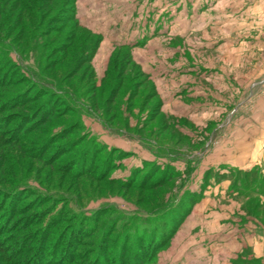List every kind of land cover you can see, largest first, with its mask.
Segmentation results:
<instances>
[{
	"label": "rangeland",
	"instance_id": "374dc122",
	"mask_svg": "<svg viewBox=\"0 0 264 264\" xmlns=\"http://www.w3.org/2000/svg\"><path fill=\"white\" fill-rule=\"evenodd\" d=\"M213 1L0 0V189L6 190L0 192V264L30 260L37 243H32L30 252L18 254L23 243L17 234L34 236L61 203L62 208L66 204L86 214L96 211L100 214L98 225H104L107 208L112 207L126 216L168 198L173 205L184 201L180 209L184 211L195 198L186 192L200 189L201 198L192 203L156 259L145 264H168L170 256L177 264L231 263L227 254L218 258L210 241L211 226L217 224L212 214L221 210L240 215L243 222L251 221L264 233V190L251 187L239 193L233 190L232 178H217L224 167L208 165L211 156L241 154L236 140L243 135L252 138L253 128L264 129L259 120L264 114V18L235 14L253 0ZM233 14V24L220 21ZM230 40H234L232 44ZM120 44L131 48L115 47ZM8 56L20 69L3 62ZM140 61L169 68L187 65V69L208 73L203 77L186 74L160 83L145 74ZM183 81L193 83L195 89L180 94L174 104L164 105L157 87ZM38 84L42 86L39 93L32 95ZM20 93L26 98L22 106H11ZM42 104L47 115L40 113ZM179 104L221 109L185 113L178 109ZM81 118L85 130L99 141L131 153L112 171L114 176L125 177L134 167V147L155 156L151 159H157L160 167H164L161 162H169L163 157L169 155L181 173L155 187L158 170L146 177L143 185L134 180L128 186L109 181L105 151L93 152L96 146L86 143L84 128L73 127ZM66 128L69 134L55 138ZM9 129H13L12 137ZM184 130L189 134L184 135ZM218 182L222 187L217 193L207 188ZM17 187L21 189L10 204L14 208L4 221L9 191ZM41 193L54 195L56 200L43 212L49 201H39L37 194ZM16 205L23 208L14 216ZM60 213L63 219H57L50 236L39 246L44 252L53 245L57 232L68 230L74 220L64 215L68 212ZM164 213L162 219L168 218L169 211ZM27 216L34 222L27 224ZM13 221L14 226L7 228ZM16 224H22L23 232ZM255 231L252 240L258 235ZM87 243L78 248L77 259L82 253H91ZM9 250L14 258L8 261L5 252ZM110 253L104 256L105 264H110Z\"/></svg>",
	"mask_w": 264,
	"mask_h": 264
},
{
	"label": "trees",
	"instance_id": "16d2710c",
	"mask_svg": "<svg viewBox=\"0 0 264 264\" xmlns=\"http://www.w3.org/2000/svg\"><path fill=\"white\" fill-rule=\"evenodd\" d=\"M74 18L75 14H73ZM85 30L91 31L89 28L85 27ZM115 47L130 49L131 46L128 44H120L115 45ZM5 60V61H4ZM1 61V60H0ZM3 62H7L8 64H15L18 68V64L14 63L11 58L8 56L6 59H3ZM20 69V68H19ZM143 71L142 74L145 75ZM22 77H28L26 75H23L20 73ZM28 80H31L32 82H35L30 77ZM41 85H37L36 91L32 94L35 95L38 92V89L41 88ZM44 87V86H43ZM44 91L47 93H52V90H49L48 88H43ZM157 94V92H156ZM31 97V95H28V98ZM26 99V98H23ZM21 93L16 96H14L13 100L11 101V106H22L23 100ZM30 99V98H29ZM22 100V101H21ZM162 101V99H161ZM40 113L43 115H47V107L42 104L40 106ZM46 120V119H44ZM12 122V121H11ZM108 125V123H106ZM109 126V125H108ZM73 127L77 128H84L85 130V124L82 120V118L73 124ZM69 134L68 128L64 129L63 131L57 133V136L55 138L62 139L63 136H66V134ZM83 137H86V143L92 144L96 146L95 148H92V151H98V150H104L107 156V161L104 163L106 166V169L109 174V181H113L116 184L122 185V186H128V184L131 183V181L134 180V183L136 182L143 185V180L146 179V177H150L149 175L154 171H159V175L157 177V182L155 186H161L165 184L166 181H169L170 179L174 178L175 176L179 175L181 173L180 170H177V168L173 165L172 157L169 155L163 156L166 157L169 162H161L164 167H160L157 165L156 161L157 159L153 158L150 160H143L139 164L134 165L133 168L129 169L128 173L125 175V177H117L114 176L113 172L118 165L121 163V159L127 156V154H131L128 151L123 150L119 147H108L106 143L99 141L97 137L93 134H90L89 131L85 130ZM22 133H19L18 136H21ZM184 135H188L184 133ZM9 136H13V129H9ZM84 139V138H83ZM155 157V156H154ZM157 157V156H156ZM160 157V156H158ZM210 170V169H209ZM211 171H209L210 173ZM228 172V173H227ZM208 175V173L206 174ZM230 177L232 178V187H234L233 190L237 192L245 193V189H250L252 187L253 190L262 191L264 190V169H261V167L255 165L252 166L250 169L242 170L238 168H231L228 169V171L221 173V175L217 176V178L220 180L223 177ZM207 180V176L203 177ZM150 182V180H149ZM148 182V183H149ZM203 185H205L203 183ZM21 187H17L15 189H12L9 191L10 201L8 205V209L5 211L4 215V221L6 220V217L9 215L10 212H12L13 204L12 198H14L13 195L18 194L17 190H20ZM1 194H4L6 192L5 189L1 190ZM193 194L195 198L192 199L190 205L188 207H185L186 209L184 211L180 210L183 206L184 201H178L175 205L171 204L168 201V198H164L162 202L157 203L153 207L150 208H141L136 209L134 211V214L126 215L122 213L121 211L112 208H107V214H106V223L104 225H98L100 220V214L95 212H90L89 214H86L84 212L75 211L73 209H70L69 206H66L65 209L62 208L61 205H56L54 212L49 216L47 215V220L45 221L44 225H41L37 232L34 233V236H28L24 235V232L22 231L23 226L15 225L17 228H19L20 232L18 233L17 237H20L22 240V245L20 248H22V251H18V254H22L23 251L28 250L30 252V248L32 246V243L36 242L35 248L32 249V252L30 254V260H25L22 264H29V262H35L36 264H73L74 262L80 263L79 261L81 258H83L81 264H105V257L109 252L111 255V260L109 261L110 264H127V261L130 260V264H145L147 262H153L156 257L157 253L163 248V246L166 244V242L169 240L173 232L176 230L178 224L182 221L183 217L186 216L187 212L189 211L192 203L201 198L202 192L200 189L186 192L187 194ZM7 196V197H8ZM38 197H41V199H38L39 201H49V205L45 207V209L41 210L47 211L48 206L50 204L55 203L56 200L54 199V195H49L41 193L37 194ZM53 196V197H52ZM38 201V202H39ZM65 202V200H63ZM23 208V205L15 207L17 209V212H15L14 216L16 214L20 215V210ZM105 209V208H104ZM103 209V210H104ZM61 211L68 212L64 214L67 218L74 219L71 221V224L68 227V230L59 231L57 232V237L52 242L53 245L50 247H46L47 252H44V249L41 246L43 243L42 241L50 236L51 227L53 228L56 223L57 219L60 217L59 221L63 219L61 217ZM164 211H169V216L166 219H162L165 215ZM103 212V211H102ZM178 213L179 218H175L176 214ZM180 213V214H179ZM123 216L127 217L124 218ZM44 217H42L43 219ZM175 220V221H174ZM25 221L27 224L33 223L34 218H30L29 216L25 217ZM174 221V225H172ZM3 222V221H2ZM2 222H0V226H2ZM14 222H9L8 227L14 226ZM152 223V225H151ZM93 227L94 230H91ZM98 227V228H97ZM103 227V228H102ZM111 227V230H109ZM55 228V227H54ZM53 228V229H54ZM69 231V233H67ZM90 231V234H89ZM115 231L114 235L112 233ZM45 232V234H44ZM65 234H68V239H65ZM112 235V237H110ZM44 236V237H43ZM88 237L90 239H88ZM15 238V239H16ZM79 238V239H78ZM25 240V241H24ZM50 240V238H49ZM67 240V241H66ZM66 242V243H65ZM90 242L89 248H92L91 253H82L83 256H79V260L75 257L77 256L78 248H81V246H85ZM69 244L72 246V253L70 254L68 247ZM20 245V244H19ZM18 245V246H19ZM128 247L129 250L126 252L125 249ZM65 248V249H64ZM19 247H16V250H18ZM64 250V251H63ZM80 252V250H79ZM87 254H89L88 257ZM6 260L14 258L13 253L9 251L5 252ZM113 256V257H112ZM55 258H57L55 260Z\"/></svg>",
	"mask_w": 264,
	"mask_h": 264
},
{
	"label": "crops",
	"instance_id": "0c3cea01",
	"mask_svg": "<svg viewBox=\"0 0 264 264\" xmlns=\"http://www.w3.org/2000/svg\"><path fill=\"white\" fill-rule=\"evenodd\" d=\"M214 1H217L216 3H219L221 0ZM262 6H264V1L253 0L248 5L242 7L235 14L237 16L244 15L243 17H245L246 15H250L251 17H253L252 15H257V17H261L262 19L264 18V8H262ZM235 14H233L232 16H227L225 18L221 17L220 21H228L232 22L233 24ZM233 41L234 40H230L229 42L232 44ZM140 64L143 66L144 71L150 77L158 78V81L160 83H163L162 80L170 81L172 79H177L180 76H185L186 74H197L203 77L208 73V71H196V69L194 68L187 69V65L179 66L176 68H169L165 66L150 65L151 62L145 61H140ZM191 89H195V85L193 83L190 84L189 82L183 81L170 87L167 85L162 87L158 86L157 92L161 95L163 104L169 106L170 104H174L173 101L180 94ZM196 94L199 95L198 93ZM178 107L179 110H182L185 113L191 112L192 110L196 109H205L207 111L221 109L219 108V106L215 107V105H213V107H211V105L207 104H202L198 107H187L183 104H179ZM262 111H264V109H262ZM259 120H262V123H264V114H260ZM257 131L258 129L253 128L254 135H252V138L246 137L247 135H243L236 140V147L243 151L241 152V154L235 152L233 154L232 152H229V154H227L223 158L219 156H215L212 158L211 156V159L208 161L209 167L217 168L218 165H221L224 168H220L223 169L219 171L220 174L228 171V169L231 168L247 170L255 165L261 167V169H264V129L258 132ZM183 132L189 134L185 130ZM139 148L140 147H134V165L139 164L143 160H150L152 157H154L153 155L150 157V154H148L147 150L144 151ZM177 167L181 168L180 166ZM220 185L221 183L218 182L213 186L207 185V188L217 193L219 188L222 187ZM212 217L214 219V222H216L217 224L211 226L210 241L212 240V245L218 250V258H221L219 257V255H223L222 257H224L225 254H227V260H229V262L230 260H232L229 264H248L250 262H253L254 264H264V233H261L260 229H258L257 226L253 225L251 221L247 219L243 222L240 219V215L236 213L228 214V212L225 210H221L220 213H216L215 215L212 214ZM223 220L230 221V223H225ZM218 229H221L218 233L214 232ZM255 230H257L258 235L255 239L252 240V235L255 236L254 234H256ZM200 239L203 243V240H206V236ZM238 254H240V256H238ZM168 261H170V263L168 264H177L176 261L171 259V256L168 257Z\"/></svg>",
	"mask_w": 264,
	"mask_h": 264
}]
</instances>
